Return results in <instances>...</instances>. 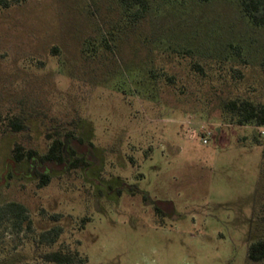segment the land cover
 Segmentation results:
<instances>
[{"label": "rangeland", "instance_id": "obj_1", "mask_svg": "<svg viewBox=\"0 0 264 264\" xmlns=\"http://www.w3.org/2000/svg\"><path fill=\"white\" fill-rule=\"evenodd\" d=\"M151 5L137 23L116 0L0 12V208L22 203L33 221V232L2 221L0 264H48L41 252L61 247L86 264H264L248 259L264 238L254 140L264 128L231 124L223 109L231 98L264 103V27L237 0ZM14 115L22 131L8 128ZM72 131L88 165L52 166L39 187L34 162L14 148L43 154L50 135ZM155 201L173 210L161 216ZM53 226L59 241L36 247Z\"/></svg>", "mask_w": 264, "mask_h": 264}, {"label": "trees", "instance_id": "obj_2", "mask_svg": "<svg viewBox=\"0 0 264 264\" xmlns=\"http://www.w3.org/2000/svg\"><path fill=\"white\" fill-rule=\"evenodd\" d=\"M27 0H0V12L11 8L12 6L22 4ZM208 2L210 0H199ZM239 2L243 15L257 27H264V0H237ZM128 19L134 23L144 21L151 11V0H116ZM240 54L241 51L238 50ZM195 67L201 68L198 63L193 64ZM264 71V60L261 63ZM239 76H243L240 70H236ZM223 109L230 116L231 124L246 126L251 125L257 128H264V103L255 102L248 98H231L224 102ZM8 128L13 131H22L26 128L24 117L14 115L8 119ZM259 133L255 136V143L264 147V138ZM51 143L48 150L39 154L35 150H26L21 144H17L14 148V156L17 161L25 158L33 161L40 182L39 187H44L51 181L52 166H63L72 168H83L88 165L89 148L82 136L75 132H60L50 135ZM83 149H86L84 152ZM261 182L264 181V155L263 166L260 175ZM145 195V194H144ZM258 191L255 196L258 202ZM147 197V195H146ZM262 207L264 203L261 202ZM154 207L161 216H166L167 212L173 210V206L165 208L161 201H155ZM264 210L262 209V212ZM27 207L19 202H9L0 208V225L5 219H14V226L19 231L33 232V221L29 217ZM58 216H54L57 218ZM263 219V217H262ZM63 228L61 226H53L36 234L33 243L36 247L50 248L55 245L61 238ZM43 262L48 264H86L88 258L83 257L79 250H71L66 248H58L54 250H45L41 252ZM248 259L254 263H264V238L258 239L250 243L248 247Z\"/></svg>", "mask_w": 264, "mask_h": 264}, {"label": "built area", "instance_id": "obj_3", "mask_svg": "<svg viewBox=\"0 0 264 264\" xmlns=\"http://www.w3.org/2000/svg\"><path fill=\"white\" fill-rule=\"evenodd\" d=\"M204 142H207V139H204Z\"/></svg>", "mask_w": 264, "mask_h": 264}]
</instances>
